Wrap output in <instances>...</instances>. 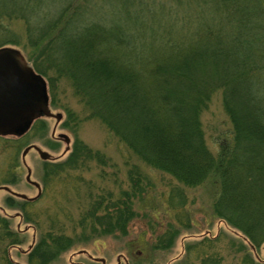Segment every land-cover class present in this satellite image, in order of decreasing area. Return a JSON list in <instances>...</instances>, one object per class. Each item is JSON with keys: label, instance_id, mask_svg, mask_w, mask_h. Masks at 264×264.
Masks as SVG:
<instances>
[{"label": "trees", "instance_id": "obj_1", "mask_svg": "<svg viewBox=\"0 0 264 264\" xmlns=\"http://www.w3.org/2000/svg\"><path fill=\"white\" fill-rule=\"evenodd\" d=\"M102 1L109 13L89 0L62 6L49 0H0V32L13 37L0 47L24 40L34 70L44 77L52 71L57 78L67 76L91 117L144 165L188 187L209 176L219 180L215 215L258 248L264 243V17L254 15L260 5L251 4L256 9L248 12L241 0H177L178 6L193 1L201 8L177 18L166 1ZM92 12L101 15L98 21H88ZM12 21L21 26L14 36ZM218 90L232 131L214 155L200 115ZM94 152L77 143L65 163L49 165L50 176L81 158L104 161ZM138 176L134 166L132 192L125 194L138 192ZM128 198L113 202L111 195L94 196L82 226L91 223L87 216L104 232L114 233L120 222L125 228L132 217ZM164 237L156 248L171 247L172 237ZM53 242L62 248L61 237ZM45 245L34 247L30 264H48ZM200 260L221 264L216 256ZM7 264L15 263L8 258Z\"/></svg>", "mask_w": 264, "mask_h": 264}, {"label": "rangeland", "instance_id": "obj_2", "mask_svg": "<svg viewBox=\"0 0 264 264\" xmlns=\"http://www.w3.org/2000/svg\"><path fill=\"white\" fill-rule=\"evenodd\" d=\"M49 1L62 6L72 0ZM89 1H93L95 9L102 3L108 13L111 10L102 0ZM160 1L173 5L177 18L185 12L191 15L190 8H197L198 12L201 9L193 1L185 7L178 6L177 0ZM238 3L248 12L256 9L251 4L264 9V0ZM260 8L254 15L264 17V10ZM217 10L222 13V9L217 7ZM205 13L209 17L207 11ZM42 14H48V11L44 10ZM87 17L88 21H98L101 15L92 12ZM11 26L14 36L21 26L17 21H12ZM6 39L13 37L5 38L0 32V42ZM24 43L22 40L20 46H5L20 50L33 65L26 55L28 50ZM57 60L61 62L62 58L57 57ZM55 75L52 71L47 77L41 76L47 84L50 110L60 114V120L37 118L20 136L0 137V187L35 197L38 189L26 181L27 167L31 171V181L41 187L39 198L31 203L0 190V264H7L8 258L15 264H30L28 257L41 241L46 244L44 253L49 257L48 264H102L94 259H104L105 264H201L199 261L203 256L219 257L221 264H264V243L252 251L251 244L240 231L215 215L213 206L220 188L219 180L209 176L198 186L188 187L174 177L144 165L99 120L91 117V111L75 94L68 77L57 78ZM195 81H199L198 78ZM200 121L206 145L215 155L219 142L228 140L232 131L220 90L210 97ZM59 134L70 138L66 153L65 143L57 139ZM77 143L100 154L104 161L81 158L77 164H68L59 175L51 174V177L49 165L65 163ZM32 145L52 159L42 160L30 149L25 156V167L22 153ZM134 166L140 176L139 190L132 196L125 193L132 192L130 170ZM108 195L113 202L125 201L129 195V213L132 214L129 224L124 228L123 222L116 223L114 233L104 232L95 229L94 220L86 216L91 223L88 221L84 228L82 218L91 206V199ZM56 236L63 239L59 242L62 248L55 246ZM163 237H172L171 247L156 248ZM13 239L18 244L11 245Z\"/></svg>", "mask_w": 264, "mask_h": 264}, {"label": "water", "instance_id": "obj_3", "mask_svg": "<svg viewBox=\"0 0 264 264\" xmlns=\"http://www.w3.org/2000/svg\"><path fill=\"white\" fill-rule=\"evenodd\" d=\"M49 95L45 79L37 74L26 61L24 54L14 47L0 48V136H20L28 130L37 118H54L58 122L60 114H53L49 107ZM53 137L54 134L52 135ZM57 139L66 145L64 153L69 149L70 138L66 134L57 135ZM30 149L35 150L42 160H51L48 153L38 146L32 145L24 149L22 153L23 164L27 167L25 156ZM31 171L27 168L26 181L38 189L35 197L12 192L8 187L0 189L11 192L20 199L35 201L41 194L38 183L31 181ZM252 251L255 250L250 246ZM99 260L105 264L104 259Z\"/></svg>", "mask_w": 264, "mask_h": 264}, {"label": "flooded vegetation", "instance_id": "obj_4", "mask_svg": "<svg viewBox=\"0 0 264 264\" xmlns=\"http://www.w3.org/2000/svg\"><path fill=\"white\" fill-rule=\"evenodd\" d=\"M33 123V122H32ZM30 127H31V125H30ZM29 127V128H30ZM6 136H13V135H6ZM1 137V136H0ZM29 185H31V184H29ZM31 186H33V185H31ZM34 188H36L35 186H33ZM37 189V188H36ZM4 191H6V190H4ZM38 191V190H37ZM6 192H8V191H6ZM10 195H12L13 197H16V196H14L11 192H8ZM26 202H30L31 203V201H28V200H25ZM33 202H35V201H33ZM1 212L2 213H4L5 211L4 210H1ZM18 227L19 226H17V229H18ZM91 259H93V258H91Z\"/></svg>", "mask_w": 264, "mask_h": 264}, {"label": "bare ground", "instance_id": "obj_5", "mask_svg": "<svg viewBox=\"0 0 264 264\" xmlns=\"http://www.w3.org/2000/svg\"><path fill=\"white\" fill-rule=\"evenodd\" d=\"M38 154V153H37ZM39 156V155H38Z\"/></svg>", "mask_w": 264, "mask_h": 264}]
</instances>
